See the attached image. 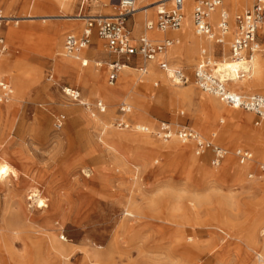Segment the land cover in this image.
<instances>
[{
	"label": "rangeland",
	"instance_id": "rangeland-1",
	"mask_svg": "<svg viewBox=\"0 0 264 264\" xmlns=\"http://www.w3.org/2000/svg\"><path fill=\"white\" fill-rule=\"evenodd\" d=\"M81 2L0 0V9L17 17L117 12L109 0L86 1L83 11ZM252 3L231 9L230 34L236 14ZM187 5L189 15L192 1ZM156 19L157 10L149 12L142 29L146 20ZM21 20L19 24L4 22L7 51L0 56L1 75L17 97L12 108L9 102L0 103V161H8L19 172L18 177L0 182V264H263V249L255 245L248 250L246 243L264 241V155L243 138L246 129L259 128L262 122L256 125L255 113L235 107L242 114L254 115L248 122L230 120L228 113L234 108L203 91L194 80L202 48L216 63L232 57L229 46L225 45L223 53L215 41L212 49L195 45L184 37V24L180 35L158 37L152 32L156 40L165 36L179 40L172 46L182 50L181 56H171L167 62L184 68L190 81L173 85L157 61V73L152 76L149 72L142 75L135 70L141 64L132 63L134 90H118L113 100L102 101L106 105L102 112L96 106L101 99L97 81L83 82L63 72L51 57L55 49L65 52V34H81L85 21ZM263 25L258 32L261 47L255 54L264 61ZM50 27L62 30V45L56 44L59 40ZM154 30L161 31L156 26L149 31ZM98 39L95 35L90 46L99 48L93 58L101 66L93 64L99 78L115 87L122 72L109 82L114 56ZM247 83L255 90L235 91L264 94L256 90L264 88V72ZM169 85L174 90L169 91ZM64 87L79 89L88 104L67 96ZM214 98L224 106H215ZM124 104L131 106L129 112L122 111ZM121 120L129 127L120 126ZM162 122L174 131L181 126L198 130L228 153L214 165L213 151L198 155L193 141L175 133L163 139L157 133ZM139 124L150 128L142 131ZM215 129L235 138L216 136ZM130 136L141 137L145 143L130 141ZM262 141L264 147V137ZM238 148L248 149L253 158L241 163ZM35 186L50 198L49 207H37L31 191ZM6 245L15 256L12 260Z\"/></svg>",
	"mask_w": 264,
	"mask_h": 264
},
{
	"label": "built area",
	"instance_id": "built-area-1",
	"mask_svg": "<svg viewBox=\"0 0 264 264\" xmlns=\"http://www.w3.org/2000/svg\"><path fill=\"white\" fill-rule=\"evenodd\" d=\"M89 2L90 0H85ZM138 0H119L115 6L117 12L113 16H85V25L81 34L68 32L65 36L64 48L68 54H78L92 44L93 37L97 35L107 45L108 51L115 56L109 64V82L112 84L118 78L119 71L125 65L132 63L141 64L140 69H146V62L157 60L164 71L169 69L168 62L160 55L177 42L176 38L167 37L162 40H153L145 35L135 38L132 29L128 26V19L134 15ZM192 20L197 35L215 41L222 49L229 46L231 55L235 58L246 54H252L260 50L261 44L258 32L264 21V0H253L250 7L239 12L235 16L231 39L227 42L231 25L229 15L221 13L218 30L214 28L210 15L224 0H192ZM185 0H172L170 6L157 10L155 25L151 22L147 28L156 26L161 31L176 30L182 26L185 16ZM6 22L3 10L0 9V56L7 51V43L3 33V24ZM228 43V44H227ZM171 78L176 84H186L190 76L182 67L171 68ZM244 73H242V77ZM52 78V75H50ZM195 83L203 91L217 95L225 104L235 108H242L255 113L256 125L264 121V96L259 93L243 95L232 91L225 80L216 72L215 62L206 48H202L199 60L194 72ZM64 93L75 101L82 102L81 91L77 88L64 87ZM12 94L10 83L0 76V103H7ZM97 108L104 112L106 105L98 100ZM123 112H129L131 106H121ZM120 126L129 127L126 121L121 120ZM142 131H148L147 126L141 127ZM157 133L165 140L175 133L180 139L193 141L196 154L201 155L207 150L213 151L212 164L219 165L228 151L222 146L204 138L198 131L188 126H181L174 131L169 123L162 122ZM236 155L241 163L252 159V152L248 149L238 148ZM264 170V165L261 166Z\"/></svg>",
	"mask_w": 264,
	"mask_h": 264
},
{
	"label": "bare ground",
	"instance_id": "bare-ground-1",
	"mask_svg": "<svg viewBox=\"0 0 264 264\" xmlns=\"http://www.w3.org/2000/svg\"><path fill=\"white\" fill-rule=\"evenodd\" d=\"M138 0L137 5H136V11L134 12V15H141L144 16L147 15L149 12H153L154 10H158L163 8V5L168 7L171 5L172 0H156V1H141ZM189 0H185V4H184V12L186 11L187 14V18L183 19L182 24H184V37H186V39L192 41L193 44L198 45V44H203L208 46L210 49L213 48L212 45V41L209 39H205L199 35L196 34L195 29H194V24H193V20L190 19L191 16L188 15V9H189V5H187V2ZM139 3H144L143 5L139 6ZM252 3V0H226L223 2L222 5H220L215 11H213L210 15L211 20L213 21L214 24V28L216 30H218L217 24L220 22V17H221V13L225 12L229 15V18L231 17V9H237L240 6H244V5H248ZM68 2H65L64 5L67 6ZM109 4L116 6L117 2L115 0H109ZM108 4V5H109ZM193 4V3H192ZM228 5H230V8L227 7ZM193 7V5H192ZM192 12V10H191ZM115 13L112 14H88V15H61V16H57V15H45V16H40V15H35V14H28L25 17H17V16H13L8 14H4V16L6 17V22H15V24H19L23 19V18H35V17H42L43 20H47L48 18H52V17H64L67 20H71V21H81L83 22L85 19V16H97V15H102V16H113L115 15ZM190 14V13H189ZM153 23L155 25L156 20H146L145 23V27L147 26V24L149 23ZM264 23V21H263ZM260 27V30L262 29V25ZM264 27V25H263ZM52 33L54 34V37L56 39V41L59 40L58 45H62V42H60V35L62 33V30H59L58 27H50ZM147 28V27H146ZM154 26L151 28L153 29ZM69 29L72 30H78L77 27H70ZM148 29V28H147ZM149 29V30H151ZM147 30V32L145 33V36L156 40L155 38L151 37L152 34L155 33L156 36L158 37H162L165 35H180L182 32H180L179 29L176 30H172V31H159L157 32L156 30L154 31H149ZM149 31V32H148ZM11 32V36H13V30L10 31ZM133 33V32H132ZM134 35V33H133ZM231 36L230 32L228 34V38ZM208 41V42H207ZM100 43L101 46V41H98ZM176 43H179V40H177ZM216 48L214 47V50ZM91 48L90 46L87 47L86 49H84L83 54H80L81 52H79L78 54H68L66 51H62L60 49H55L52 53H51V57L55 58V64L56 66L60 67L61 70L65 73L68 74H73L75 75L79 80H82L83 82H87L89 80H96L98 85L96 86V90L98 91L99 95L101 96L100 100L104 101V100H113L114 97H116L117 91L118 90H126V91H132L134 90V74L135 72L133 71L134 68L130 67L129 65H125L121 68V72H122V76L120 78V80L118 81V85L115 87H108L106 83H104L100 78L99 75L96 72L95 66L93 63H99V65L101 66V63L98 62L97 60H95L92 57H89L87 54L90 52ZM219 50V49H218ZM226 46L223 48L222 52L226 53ZM182 54V50L179 48H176L175 46H171L168 47L161 55L160 57H164L166 59V61L171 58H177L180 57ZM65 57V58H64ZM57 59L60 61H57ZM156 59L153 61H147L146 62V69H135V70H139L140 72H142L141 74H145L147 72H149V74L155 75L157 72H155V64H156ZM1 62V61H0ZM3 64V63H2ZM7 63H4V68L6 67ZM169 64V63H168ZM81 68H80V66ZM87 67V68H86ZM171 68H174V66L169 65V69L167 71L164 72V76L165 79L168 81V79L171 81V83L173 85H178L175 83V81H173V79L171 78ZM59 69V68H58ZM215 69L217 74L226 81L228 87H230V89L234 92H236L235 90H244V91H252L255 89H252L248 86L247 83V79L251 78L253 75H259L261 73L264 72V61L260 58L259 54H246L243 55L242 57H227L225 56L222 60L216 61L215 63ZM119 71V72H120ZM242 73H244V76L242 77ZM0 75H1V71H0ZM2 76V75H1ZM19 78V77H17ZM17 82V81H16ZM20 82V81H19ZM19 82H17V85L19 84ZM13 87V86H12ZM19 87V86H18ZM17 87V88H18ZM169 89V91L174 90V88L169 85L167 86ZM21 89V88H20ZM20 89L18 91H20ZM256 90H260L262 92H264V88H257ZM17 91V90H16ZM14 90L12 88V94L10 97V100L8 101V108H12L16 101H17V97L14 96ZM239 93V92H237ZM19 94V92H18ZM241 94V93H239ZM254 94V93H253ZM264 96V94H261ZM20 97V96H19ZM12 99V100H11ZM80 104H88V102H85L84 100H82V102H79ZM212 103L217 106L222 108L224 105L220 104V102L214 98L212 100ZM135 107V106H134ZM234 108V107H233ZM3 111L0 110V114H2ZM230 120L235 121L237 124L241 123V122H248L252 116L254 115L253 113H247V114H242L240 113L237 109H231L228 113ZM142 126H147L148 129L150 128L148 125L145 124H139L137 126L138 129L141 130ZM198 131V130H197ZM214 135H218L222 138H226V139H232L235 138L234 134H229L226 130H219V129H215L212 132ZM159 136V135H158ZM243 138H246L248 141L252 142L253 144L256 145V151L259 154L264 155V147L262 146V140L264 137V121H262V125L259 128H251V129H246L245 133H243ZM238 137V136H236ZM130 141H133L135 143H145V141L141 138V137H132L130 136L129 138ZM253 156V154H252ZM253 158V157H252ZM11 176H19V172L18 170L12 165L10 164L8 161H0V182H3L5 180H7L9 177ZM32 191V197H34L36 202L37 207L39 208H45V207H49V200L50 198L46 195H43V193L41 192L40 189L33 187L31 189ZM262 230V229H261ZM262 232L264 233V228L262 230ZM252 236V235H251ZM255 238V237H254ZM255 245H257L258 247L262 248L264 251V241L263 242H259L256 240H251L249 242L246 243L247 249L248 250H253L255 248ZM64 248V247H62ZM6 251L9 252L10 255V259H14L15 256L12 255V251H11V247L10 245H6ZM261 255V254H260ZM262 256V255H261ZM263 264H264V259H261Z\"/></svg>",
	"mask_w": 264,
	"mask_h": 264
},
{
	"label": "crops",
	"instance_id": "crops-1",
	"mask_svg": "<svg viewBox=\"0 0 264 264\" xmlns=\"http://www.w3.org/2000/svg\"><path fill=\"white\" fill-rule=\"evenodd\" d=\"M192 1V0H191ZM252 2H253V0H252ZM88 3V2H87ZM193 3V2H192ZM85 4H86V1L85 0H82V2H81V10L83 11V8H84V6H85ZM92 14V13H91ZM99 14H103V13H99ZM190 16H191V12H190V14H189ZM185 17H186V15H185ZM144 19V17H142V16H133V17H130L129 19H128V26L129 27H131V28H133V30H132V32L133 33H135L134 34V37L135 38H139L140 36V33L142 32L143 33V35H145V31H146V28L144 27V29H142V20ZM190 19H192V16H191V18ZM70 32V31H69ZM68 33V32H67ZM66 33V34H67ZM66 34H65V36H66ZM167 37H169V36H165L163 39H165V38H167ZM98 41H99V39H98ZM101 41V40H100ZM64 42H65V39H64ZM90 48H91V46H90ZM98 50H99V48H95V49H92L91 48V50H90V52L87 54L89 57H92L93 58V56L95 55V54H97V52H98ZM83 51L84 50H82L81 51V53L80 54H83ZM114 56V55H113ZM114 58H115V56H114ZM114 60V59H113ZM112 60V61H113ZM111 61V62H112ZM110 62V63H111ZM109 63V64H110Z\"/></svg>",
	"mask_w": 264,
	"mask_h": 264
}]
</instances>
